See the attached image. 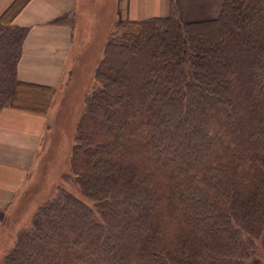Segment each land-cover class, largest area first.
I'll return each instance as SVG.
<instances>
[{"label":"trees","instance_id":"16d2710c","mask_svg":"<svg viewBox=\"0 0 264 264\" xmlns=\"http://www.w3.org/2000/svg\"><path fill=\"white\" fill-rule=\"evenodd\" d=\"M27 1L0 18V112L47 104L20 98L42 90L17 79ZM91 77L69 172L2 264H263L264 0L117 20Z\"/></svg>","mask_w":264,"mask_h":264},{"label":"crops","instance_id":"0c3cea01","mask_svg":"<svg viewBox=\"0 0 264 264\" xmlns=\"http://www.w3.org/2000/svg\"><path fill=\"white\" fill-rule=\"evenodd\" d=\"M15 1L0 0V18ZM223 1L174 0V3L178 19L188 23L215 19ZM23 3L10 19V25L27 30L17 79L41 88L42 94L47 95V104L42 111L7 107L0 112L1 230L18 192L33 185L29 180L50 145V110L57 92L69 82V71L76 57L92 44H98L96 55L92 56L97 64L117 20L164 17L170 7V0H28ZM101 37H104L102 44Z\"/></svg>","mask_w":264,"mask_h":264},{"label":"rangeland","instance_id":"374dc122","mask_svg":"<svg viewBox=\"0 0 264 264\" xmlns=\"http://www.w3.org/2000/svg\"><path fill=\"white\" fill-rule=\"evenodd\" d=\"M103 38L99 39L102 44ZM80 44V43H79ZM98 44H92L85 52L81 53L74 60L69 71V82L59 90L54 99V105L50 110V124L48 145L45 157L38 165L36 172L29 181L33 185L22 192H18L17 199L10 208L5 224L0 228V264H2L5 253L11 248L15 234L29 225L36 208L46 199L54 194L55 184L63 173H68L67 155L73 143V132L79 117L83 95L93 83L92 74L96 67L94 57ZM73 46L72 53L75 51ZM100 49V45H99ZM71 53V54H72ZM101 54V53H100ZM73 55V54H72ZM42 92L23 91L20 98L25 101L39 102L42 100ZM30 103H18L17 107L31 110ZM41 161V160H39ZM63 187L80 199H83L75 188L64 184ZM85 202L89 204L86 200ZM261 254V251L259 250ZM264 264V259H263Z\"/></svg>","mask_w":264,"mask_h":264}]
</instances>
